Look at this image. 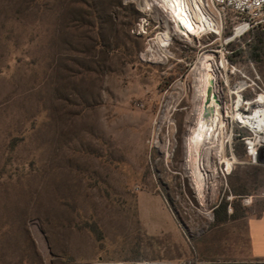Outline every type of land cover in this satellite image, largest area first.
Instances as JSON below:
<instances>
[{"label": "rangeland", "instance_id": "rangeland-1", "mask_svg": "<svg viewBox=\"0 0 264 264\" xmlns=\"http://www.w3.org/2000/svg\"><path fill=\"white\" fill-rule=\"evenodd\" d=\"M233 25L228 14L220 34L193 37L155 0H0V264L234 253L242 217L264 204V164L247 163L231 110L240 82L246 101L264 94V56L230 63L226 45L256 31L232 39ZM205 62L223 122L195 148L198 189L189 82Z\"/></svg>", "mask_w": 264, "mask_h": 264}, {"label": "bare ground", "instance_id": "bare-ground-1", "mask_svg": "<svg viewBox=\"0 0 264 264\" xmlns=\"http://www.w3.org/2000/svg\"><path fill=\"white\" fill-rule=\"evenodd\" d=\"M138 6L143 8L146 3V0H134ZM160 4L161 7L165 8L170 16L172 17L175 24L178 25L180 31L193 36L200 37L207 30L217 27L219 33V25L217 22H214L212 19L206 16L203 11L204 2L203 0H155ZM148 52V51H147ZM150 52V51H149ZM217 82L216 69L213 64L205 62L203 65L199 66L195 72H193L192 78L189 82L191 94H190V103L192 105L190 114L193 116L195 123L196 133L199 135L195 136L192 139V148L189 151V157L192 159L193 167L191 168L190 174L193 178L194 185L201 189L203 185V175L200 171L198 157L196 154L195 148L204 141L208 140L214 131H217L221 128L223 118L220 114L218 107L219 95H217L215 88ZM238 88L236 91H239ZM236 96L237 93H233ZM257 98L253 101L256 103V107L249 113L240 112L237 108L240 101L235 107L231 110L234 113V118L237 122L242 123L243 126L251 129L260 131L264 129V95H258ZM234 100V102H236ZM242 126V127H243ZM194 143V145H193ZM191 144V142H190ZM219 149L223 150V144L219 146ZM236 160L234 157L231 159L222 157V161L219 163H225L226 171L231 169L233 163ZM135 264H144L142 262H137ZM146 264H157V263H146Z\"/></svg>", "mask_w": 264, "mask_h": 264}, {"label": "built area", "instance_id": "built-area-1", "mask_svg": "<svg viewBox=\"0 0 264 264\" xmlns=\"http://www.w3.org/2000/svg\"><path fill=\"white\" fill-rule=\"evenodd\" d=\"M204 8L203 11L207 17L212 19L214 22H219V29L221 33V21H225L228 14L231 15L234 21L232 27L231 38H240L254 30H258L264 33V0H203ZM213 33L214 32H205ZM219 33V34H220ZM218 34V35H219ZM217 35V34H216ZM240 90V101L237 108L240 112H248L249 105L254 104L253 101L256 96L250 100V102L241 94V91L246 89L248 85L240 82L237 86ZM236 87V88H237ZM235 88V90H236ZM237 88V89H238ZM264 95V94H262ZM237 122V121H236ZM239 125L243 126L242 123L237 122ZM245 127V126H243ZM249 135L243 139L245 145V153L247 156V163L249 164H264V129L257 131L251 130L245 127ZM229 157H234L231 151L230 142H228ZM158 264V263H157ZM160 264V263H159ZM175 264H211L207 260H185L179 261Z\"/></svg>", "mask_w": 264, "mask_h": 264}, {"label": "crops", "instance_id": "crops-1", "mask_svg": "<svg viewBox=\"0 0 264 264\" xmlns=\"http://www.w3.org/2000/svg\"><path fill=\"white\" fill-rule=\"evenodd\" d=\"M255 207L242 217V234L231 243L236 246L234 253L207 261L211 264H264V204Z\"/></svg>", "mask_w": 264, "mask_h": 264}, {"label": "trees", "instance_id": "trees-1", "mask_svg": "<svg viewBox=\"0 0 264 264\" xmlns=\"http://www.w3.org/2000/svg\"><path fill=\"white\" fill-rule=\"evenodd\" d=\"M226 48L231 52L226 57L230 63H236L241 58H247L250 60H259L264 56V33L256 30L252 39L245 43L244 49L240 48L238 44L228 43ZM219 208L214 209L216 218L219 217ZM228 215L226 212H222L221 220H226Z\"/></svg>", "mask_w": 264, "mask_h": 264}]
</instances>
